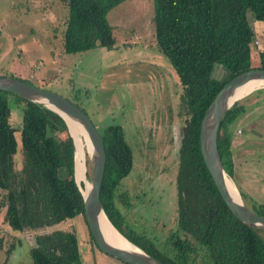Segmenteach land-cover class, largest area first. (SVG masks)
Listing matches in <instances>:
<instances>
[{
	"label": "trees",
	"instance_id": "16d2710c",
	"mask_svg": "<svg viewBox=\"0 0 264 264\" xmlns=\"http://www.w3.org/2000/svg\"><path fill=\"white\" fill-rule=\"evenodd\" d=\"M58 1L65 13L61 23L64 53L114 48L116 39L107 14L125 0H57L55 5ZM35 2L17 0L10 7L25 14L52 12L51 4L43 10ZM153 6L156 49L174 69L181 88L172 251L167 252L144 234L136 233L137 239L132 240L123 231L124 211L132 204L126 192H118V186L133 168L134 154L120 124H109L100 132L106 154L100 189L104 212L128 241L165 264H264V231L243 224L228 209L204 164L199 144L201 120L212 99L233 76L253 67L250 44L254 37L260 40L257 67L264 69V0H153ZM218 66L227 72L225 79L213 76ZM259 91L264 103V89ZM10 95L22 106L19 129L10 122ZM244 112L242 102H236L219 126L218 152L230 177L234 175L235 121ZM19 146L24 164L17 172L14 157ZM73 151L72 138L58 114L0 90L4 220L13 229L37 231L29 251L32 264H84L77 232L85 234V228L90 238L88 247L97 248L74 180ZM247 205L264 215V204L253 200ZM73 219H79V224L60 226ZM88 256L91 264H96L93 252Z\"/></svg>",
	"mask_w": 264,
	"mask_h": 264
},
{
	"label": "rangeland",
	"instance_id": "374dc122",
	"mask_svg": "<svg viewBox=\"0 0 264 264\" xmlns=\"http://www.w3.org/2000/svg\"><path fill=\"white\" fill-rule=\"evenodd\" d=\"M36 1L40 9L51 4L50 0ZM56 1L51 4V13L25 14L12 11L9 0H0V75L26 79L77 103L99 132L109 124L123 127L134 154L133 168L118 186V192H126L132 204L124 211L123 231L132 240L137 239L136 233L144 234L171 252V235L176 226L180 138L176 122L181 118V88L174 69L155 46L153 0H125L108 12L116 39L114 48L97 47L72 54L62 51L61 23L65 13L59 1L55 5ZM251 55V66L257 67L258 51ZM213 76L225 79L228 75L218 66ZM259 90L240 100L247 112L241 115L239 126L233 131L232 144L242 150H233L237 182L233 177L232 180L239 192L246 195L242 198L247 204L264 201V103L259 104L263 95ZM9 105L10 122L19 129L22 106L13 95ZM255 127L263 132L251 135ZM16 134L19 135V130ZM20 149L19 146L14 157L17 172L24 164ZM84 152L88 176L90 161L86 146ZM60 172L63 177L64 171ZM5 194L6 191H0V263L32 264L29 251L35 244L37 231L21 232L8 226L4 220ZM77 223L79 219H73L60 226L71 228V224ZM79 229L83 230L82 226ZM87 236L85 228L82 257L84 264H91L86 253L90 242Z\"/></svg>",
	"mask_w": 264,
	"mask_h": 264
},
{
	"label": "water",
	"instance_id": "95a60500",
	"mask_svg": "<svg viewBox=\"0 0 264 264\" xmlns=\"http://www.w3.org/2000/svg\"><path fill=\"white\" fill-rule=\"evenodd\" d=\"M249 82H257L259 86L252 88L244 95H240V88ZM257 89H264V69L260 67H252L227 81L204 112L200 124L199 144L204 164L228 209L243 224L264 231V215L254 212L244 202L232 177L224 170L217 147L219 126L226 112L236 102ZM0 90L40 104L55 112L64 120L73 142L74 180L82 196L84 214L89 230L96 243V250L123 264H165L139 249L125 237L132 245V248L117 245L111 239L107 230L101 226L100 221L104 220L103 216L117 230L104 212L100 200V189L106 162L103 140L97 125L84 110L56 92L38 87L15 77L0 75ZM84 146H86L90 161L88 176L86 174ZM79 152H81V156ZM79 161L85 164L83 178L80 181L77 180L75 173L76 164ZM230 184L235 187L236 193L231 192L229 188ZM77 238L80 252L82 253V237L79 235V232H77ZM82 260H84L83 257Z\"/></svg>",
	"mask_w": 264,
	"mask_h": 264
},
{
	"label": "bare ground",
	"instance_id": "6f19581e",
	"mask_svg": "<svg viewBox=\"0 0 264 264\" xmlns=\"http://www.w3.org/2000/svg\"><path fill=\"white\" fill-rule=\"evenodd\" d=\"M259 86V83L257 82H249L245 85H243L240 88V95H244L247 92H249L252 88H256ZM80 156H81V152H79ZM85 170V164L82 161L77 162L76 164V178L77 180H81L83 178V173ZM229 188L231 190L232 193H236L235 192V187L233 185H229ZM102 218L104 220L100 221L101 226L107 230L108 234L110 235L111 239L117 244V245H123L127 248H132V245L124 238V236H122L117 230H115L110 224L109 222L106 220L105 217L102 216ZM104 222V223H103ZM111 243H113L111 241Z\"/></svg>",
	"mask_w": 264,
	"mask_h": 264
},
{
	"label": "crops",
	"instance_id": "0c3cea01",
	"mask_svg": "<svg viewBox=\"0 0 264 264\" xmlns=\"http://www.w3.org/2000/svg\"><path fill=\"white\" fill-rule=\"evenodd\" d=\"M17 0H9V2H8V4H9V6H11L12 4H14L15 2H16ZM51 1V0H50ZM35 4L37 5V6H39V2L38 1H36L35 2ZM42 8H44V7H42ZM43 10H45V8L43 9ZM263 103V101L262 102H259V104H262ZM247 112V109H246V107H245V112L244 113H246ZM243 113V114H244ZM243 114H241V115H243ZM239 116L237 119H236V121H235V126L237 127V126H239V122H240V118L242 117V116ZM244 117V116H243ZM261 118V117H260ZM100 122V121H99ZM238 123V124H237ZM176 124H177V126H179L180 124H179V122H176ZM149 125V127H150V124H148ZM235 128V127H234ZM252 130V128L250 129V131ZM253 132L251 133V135H253V136H255V132L256 131H258V132H263V129L260 131L259 129H257L256 127H255V130H252ZM248 134H250V132L248 133ZM234 138H235V135L233 136V140H234ZM246 141V140H245ZM232 143H233V141H232ZM178 149V148H177ZM232 150H237V151H239V150H242V148H241V146L240 147H237V146H233V144H232ZM235 152V151H234ZM234 156H235V153H234ZM233 160H234V157H233ZM236 174H235V169H234V175H233V179H235L236 180ZM251 182L254 180V179H249ZM262 181V180H261ZM236 182H237V180H236ZM261 183V182H260ZM262 203V202H261ZM263 204H264V201H263ZM81 235V234H80ZM81 237H82V235H81ZM92 250V251H91ZM92 252H94V254H95V256H96V259H97V261H96V264H123V263H121V262H117L118 260H116V259H114V258H111V257H108V256H106L105 254H103V253H101V252H99L98 250H96V249H92V247H88V249L86 250V253H91L92 254ZM81 255H83V253L81 254Z\"/></svg>",
	"mask_w": 264,
	"mask_h": 264
},
{
	"label": "built area",
	"instance_id": "2783aa9c",
	"mask_svg": "<svg viewBox=\"0 0 264 264\" xmlns=\"http://www.w3.org/2000/svg\"><path fill=\"white\" fill-rule=\"evenodd\" d=\"M260 45V40L258 37H254L251 41V44H250V48L253 52H255V50H257L258 46ZM251 51V52H252Z\"/></svg>",
	"mask_w": 264,
	"mask_h": 264
},
{
	"label": "flooded vegetation",
	"instance_id": "af4514ba",
	"mask_svg": "<svg viewBox=\"0 0 264 264\" xmlns=\"http://www.w3.org/2000/svg\"><path fill=\"white\" fill-rule=\"evenodd\" d=\"M25 231H27V229H25V230H23V231H21V232H25ZM93 250H94V249H93ZM89 254L92 255L91 253H89ZM87 255H88V253H87ZM93 256H94V258H95L94 261L96 262L97 259H96V256H95L94 252H93Z\"/></svg>",
	"mask_w": 264,
	"mask_h": 264
}]
</instances>
